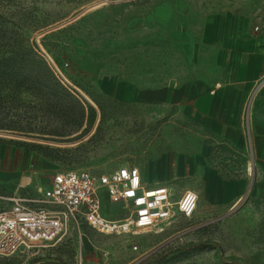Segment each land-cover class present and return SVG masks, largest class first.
<instances>
[{
  "label": "rangeland",
  "instance_id": "374dc122",
  "mask_svg": "<svg viewBox=\"0 0 264 264\" xmlns=\"http://www.w3.org/2000/svg\"><path fill=\"white\" fill-rule=\"evenodd\" d=\"M237 23L245 37H264V0H0V144L27 152L26 174L40 180L122 166L142 176L140 167L148 172L192 127L170 119L174 107L131 99L128 86L179 84L205 35L227 40ZM226 155L219 151L224 163L213 167L249 181L232 208L199 197L190 217L120 235L70 223L56 243L0 256V264H264V163H247V154L225 163ZM161 170L175 197L184 184L201 186ZM18 183L0 186V195Z\"/></svg>",
  "mask_w": 264,
  "mask_h": 264
},
{
  "label": "crops",
  "instance_id": "0c3cea01",
  "mask_svg": "<svg viewBox=\"0 0 264 264\" xmlns=\"http://www.w3.org/2000/svg\"><path fill=\"white\" fill-rule=\"evenodd\" d=\"M218 26L219 22L214 24L217 30ZM244 26V23L234 25L227 40L220 32L207 33L201 41L203 46L196 50L197 59L188 66L179 84L149 89L128 86L131 99L162 105L163 109L174 107L177 112L170 114V119H182L192 127L186 128V139L172 144L158 160L149 162L148 172L140 167L142 182L147 187L165 186L170 191V182L159 180L157 167L162 169L163 177L170 179L187 174L201 185L195 189L198 201L200 197L213 208L229 205V209L249 181L224 179L211 164L224 163L218 158L219 151L225 149L229 154L225 163H232L230 157L242 158L246 154L247 163H264V37H245L241 34ZM27 163H30L27 152L0 144V186L7 189L9 184L19 182L13 192L0 197L13 194L40 197L37 190L50 187L53 173L40 180L36 173L26 174ZM31 182L41 186L31 189ZM190 188L185 184L180 186L178 197L170 191L172 200L193 189ZM103 201L107 202L106 210ZM112 205L122 208L119 203H110L103 192V213L122 217L121 212H112Z\"/></svg>",
  "mask_w": 264,
  "mask_h": 264
},
{
  "label": "built area",
  "instance_id": "2783aa9c",
  "mask_svg": "<svg viewBox=\"0 0 264 264\" xmlns=\"http://www.w3.org/2000/svg\"><path fill=\"white\" fill-rule=\"evenodd\" d=\"M103 192L110 203L122 205L125 216L113 218L103 213ZM37 193L40 197H0V256L50 246L66 234L70 223L114 235L151 229L176 214L190 217L198 202L192 190L172 200L167 187H147L135 166L109 173L85 169L55 172L50 187ZM78 264L86 263L80 259Z\"/></svg>",
  "mask_w": 264,
  "mask_h": 264
}]
</instances>
